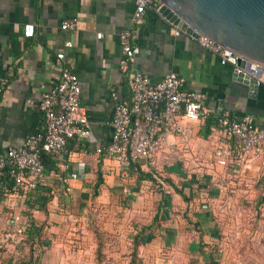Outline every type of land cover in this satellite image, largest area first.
<instances>
[{
	"label": "crops",
	"instance_id": "obj_1",
	"mask_svg": "<svg viewBox=\"0 0 264 264\" xmlns=\"http://www.w3.org/2000/svg\"><path fill=\"white\" fill-rule=\"evenodd\" d=\"M134 1L0 0V77L7 79L0 96V149L34 146L26 139L44 131L41 94L57 84L63 67L78 78L91 132L88 140H68L59 156L42 155L44 175L35 190L24 193L2 179L0 264L5 262L4 247L13 256L22 249L30 256L44 245L49 232H64L74 219H91V212L99 207L138 211L150 201H156V213L160 207L161 232L177 234L180 225L198 237L201 233L205 242L213 224L208 207L216 202V195L228 189H264V159L243 158L216 122L224 109L236 120L250 115L255 125L264 128V81L251 96L247 86L232 81L231 64L222 65L216 54L154 11L132 23ZM68 18L77 19L74 32L60 29ZM27 24L34 27L32 37L24 36ZM128 28L135 30V70L152 83L169 73L179 74L185 89L201 91L207 99L202 119L189 127L188 136L169 138L174 145L122 166L95 150L111 139V94L120 101L130 98L127 76L118 65L119 34ZM66 41L72 43L70 49L64 47ZM60 52L63 60L57 58ZM220 149H229L231 156H220ZM168 202L179 207L169 217L163 213ZM15 218L18 221L10 224ZM151 234L154 230L142 239Z\"/></svg>",
	"mask_w": 264,
	"mask_h": 264
},
{
	"label": "built area",
	"instance_id": "obj_2",
	"mask_svg": "<svg viewBox=\"0 0 264 264\" xmlns=\"http://www.w3.org/2000/svg\"><path fill=\"white\" fill-rule=\"evenodd\" d=\"M134 4L132 23H138L149 10L158 13L161 7L155 0H135ZM76 25V18H68L61 22L60 29L74 32ZM33 34V25H25L24 36L32 37ZM97 37L101 38V35ZM190 37L205 50L216 54L222 65L231 64L232 72L242 71L235 63L229 62L227 50L213 40L200 35ZM134 38L135 30L128 28L120 32L118 41L121 52L119 70L127 76L130 98L120 101L116 93L111 94L114 101L111 139L95 150L98 155L116 159L122 166L153 157L162 147L174 145L169 138L188 136L189 127L202 119L207 99L201 91L185 89V79L179 74L169 73L152 83L149 77L135 70ZM64 47L70 49L72 43L66 41ZM57 58L63 60L64 53H58ZM263 81L264 72L258 83ZM6 86L7 79L0 77V96ZM39 109L43 115L44 131L26 139L27 144L35 143L34 146L0 149V185L8 172L15 187L22 192L35 190L44 175L42 155L55 157L63 154L68 140L72 138L90 139L87 113L80 102L79 81L68 68L63 67L57 84L41 94ZM229 114L224 109L217 114L216 122L224 137L232 141L246 160L264 159V128L255 125L250 115L236 120ZM219 154L227 158L231 156V151L220 149ZM219 163L224 164L225 161ZM17 221L18 218H15L10 224ZM17 232L21 233L20 230Z\"/></svg>",
	"mask_w": 264,
	"mask_h": 264
},
{
	"label": "rangeland",
	"instance_id": "obj_3",
	"mask_svg": "<svg viewBox=\"0 0 264 264\" xmlns=\"http://www.w3.org/2000/svg\"><path fill=\"white\" fill-rule=\"evenodd\" d=\"M235 190L220 192L208 207L213 224L202 247L197 234L178 225L179 232L174 235L156 226L155 234L143 238L134 249L131 238L135 229L148 226L156 213L157 203L150 201L138 211L99 207L91 212V219L68 221L67 230L49 232L44 245L37 246L40 249L30 256L24 249L13 256L4 247V264L27 263L29 259L33 264H131L132 254L137 255V264H264V189ZM178 209L168 202L163 213L169 217ZM40 258L47 261L41 263Z\"/></svg>",
	"mask_w": 264,
	"mask_h": 264
},
{
	"label": "water",
	"instance_id": "obj_4",
	"mask_svg": "<svg viewBox=\"0 0 264 264\" xmlns=\"http://www.w3.org/2000/svg\"><path fill=\"white\" fill-rule=\"evenodd\" d=\"M157 1V14L169 24L226 49L229 62L242 70L232 72V81L247 86L254 96L264 72V0Z\"/></svg>",
	"mask_w": 264,
	"mask_h": 264
},
{
	"label": "trees",
	"instance_id": "obj_5",
	"mask_svg": "<svg viewBox=\"0 0 264 264\" xmlns=\"http://www.w3.org/2000/svg\"><path fill=\"white\" fill-rule=\"evenodd\" d=\"M155 1L158 2L157 0H155ZM3 178L7 179L8 181H10L12 183L13 186H15L14 181L9 177L8 172L5 173V175L3 176ZM159 215H160V207L158 208L157 213L154 215L153 220L151 221V223L148 226L141 227V230L137 231V234L135 235V237L133 239L134 249H136L139 245H141V243H142V237L146 233L148 234V232H151V231L155 230L153 228H156V226L158 228L161 227V221H160ZM194 225H195V228L198 226L197 224H194ZM197 232L199 233V231H197ZM202 242H203V240H202V234L200 233L199 234L200 247H202ZM137 260H138L137 255L132 254L131 261H130L131 264H137Z\"/></svg>",
	"mask_w": 264,
	"mask_h": 264
}]
</instances>
